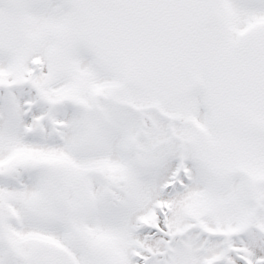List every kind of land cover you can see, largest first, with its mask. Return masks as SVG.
Returning <instances> with one entry per match:
<instances>
[{"label":"snow or ice","instance_id":"snow-or-ice-1","mask_svg":"<svg viewBox=\"0 0 264 264\" xmlns=\"http://www.w3.org/2000/svg\"><path fill=\"white\" fill-rule=\"evenodd\" d=\"M0 264H264V0H0Z\"/></svg>","mask_w":264,"mask_h":264}]
</instances>
